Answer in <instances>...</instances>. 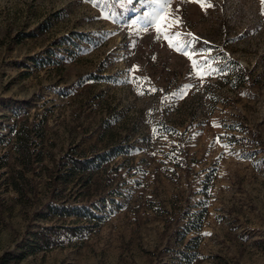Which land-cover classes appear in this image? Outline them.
Masks as SVG:
<instances>
[{
    "label": "rangeland",
    "instance_id": "1",
    "mask_svg": "<svg viewBox=\"0 0 264 264\" xmlns=\"http://www.w3.org/2000/svg\"><path fill=\"white\" fill-rule=\"evenodd\" d=\"M210 3L206 12L171 5L181 24L170 34L195 39L186 49L193 59L224 70L201 79L155 26H132L148 10L142 0H0L7 165L9 129L22 121L42 128L34 141L42 159L25 174L35 188L29 203L0 167V254H18L25 229L83 223L45 205L54 163L69 147L92 157L93 145L102 159L88 184L57 183L53 201L62 193L67 209L82 204L104 217L82 239L7 264H182L178 252L192 250V237L200 257L190 264H264V15L260 0ZM229 59L247 72L235 87L227 80L241 72ZM123 140L128 151L110 156ZM202 208L200 229L182 236Z\"/></svg>",
    "mask_w": 264,
    "mask_h": 264
},
{
    "label": "trees",
    "instance_id": "2",
    "mask_svg": "<svg viewBox=\"0 0 264 264\" xmlns=\"http://www.w3.org/2000/svg\"><path fill=\"white\" fill-rule=\"evenodd\" d=\"M226 65L235 69H239L241 73L231 74L227 83H231L233 87L247 81L246 71L240 68L234 60L229 59ZM165 132H175L170 126L164 127ZM11 164L7 165L8 155L0 156V167H7L8 171L4 178L6 186L9 187L17 196V200L22 203H29L30 196L34 194L35 188L30 180L25 177V174L32 170V165L41 161L42 154L36 148L35 139L42 137V128L39 122L26 124L24 121L20 122L16 127L10 128L9 132ZM108 140H112V134L108 133ZM118 145L108 147L110 156H117L125 154L128 151L129 145L123 140ZM94 146L89 145L90 151L93 152L92 157L84 155L83 151L75 152L73 148H68L55 161L52 174L48 181V201L46 202V209L50 215L54 216H74L82 220V224L75 225L73 223L63 225L61 224H46L37 226L36 229L23 232V238L19 246L20 252L18 254H10L3 252L0 254V264H7L11 261L24 258L26 255L34 254L39 251H48L54 248H61L71 242L73 239H82L93 228L97 227L103 220V216L95 214L87 208L86 205L73 204L67 209L64 205L65 200L61 201L60 195L56 200L60 204H55L53 198L58 196L55 192L57 183L65 184L71 181L77 182L80 187L88 184L90 181L91 172L98 166L99 159H102L100 153H95ZM176 165H182L181 159L176 162ZM206 210L204 208L198 209L191 214V216L183 224L182 236L191 231H198L205 218ZM45 215H41L44 217ZM197 238L192 237L187 242L188 251L178 252L179 261L182 264H190L196 261L200 256L193 250Z\"/></svg>",
    "mask_w": 264,
    "mask_h": 264
},
{
    "label": "snow or ice",
    "instance_id": "3",
    "mask_svg": "<svg viewBox=\"0 0 264 264\" xmlns=\"http://www.w3.org/2000/svg\"><path fill=\"white\" fill-rule=\"evenodd\" d=\"M185 2L196 3L200 6L201 10L205 12L208 8L214 7V5L210 3V0H179V3ZM124 3L131 4L132 0H124ZM172 4L173 0H142V5L148 10L136 17V19L132 21V26L139 23L141 20L144 24V31H148L150 28L155 26L157 39H164L168 42L169 47L189 58L192 63L193 75L199 76L203 79V77L213 75L216 72L223 73V69L213 67L212 64L208 62L207 56H204L202 60H196L193 59V55L196 54L195 50L193 53L186 51L187 48L192 47V45L196 42L195 39L184 41L180 33L176 32L170 34L172 28L178 27L181 24L180 18L175 15V13L180 11V8L177 7L174 12L171 8ZM260 5L261 15H264V0H260ZM188 35L192 36L193 34L189 33ZM216 63L219 62L217 61ZM152 91L156 90L153 89ZM225 147H227V145H225Z\"/></svg>",
    "mask_w": 264,
    "mask_h": 264
}]
</instances>
